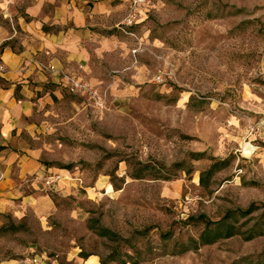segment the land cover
<instances>
[{"label":"rangeland","instance_id":"rangeland-1","mask_svg":"<svg viewBox=\"0 0 264 264\" xmlns=\"http://www.w3.org/2000/svg\"><path fill=\"white\" fill-rule=\"evenodd\" d=\"M32 1L0 0V29ZM131 3L123 55L82 80L105 105L36 108L43 165L78 180L46 221L5 216L0 264H264V0H143L114 27Z\"/></svg>","mask_w":264,"mask_h":264},{"label":"crops","instance_id":"crops-1","mask_svg":"<svg viewBox=\"0 0 264 264\" xmlns=\"http://www.w3.org/2000/svg\"><path fill=\"white\" fill-rule=\"evenodd\" d=\"M126 5L127 0H33L23 15L14 18L8 11L10 25L0 29V228L6 215L19 222L33 213L46 221V191L72 193L76 177L43 165L36 108L62 99L71 79H104L96 74L104 72L108 51L121 56L124 46L122 37L106 30L113 13ZM66 261L99 264L96 255L70 253Z\"/></svg>","mask_w":264,"mask_h":264},{"label":"built area","instance_id":"built-area-1","mask_svg":"<svg viewBox=\"0 0 264 264\" xmlns=\"http://www.w3.org/2000/svg\"><path fill=\"white\" fill-rule=\"evenodd\" d=\"M143 0H132V3L130 5L131 12L126 16L123 22L119 24L123 25L124 27L127 26H132L135 21L137 20V3L141 2ZM133 5V6H132ZM121 30L123 31V27H121ZM138 49L134 48L131 50V53L135 56L137 53ZM3 70L2 66L0 65V72ZM69 84L72 89L82 92L88 96L90 101L92 102V105L97 108H101L105 105L106 103V93L102 92L101 90L91 86L90 84L86 83L85 81H82L81 79H71L69 80ZM263 123V122H262ZM1 177V176H0ZM53 179L54 177L50 178ZM56 179V178H55ZM44 262L43 257L40 256H33L32 258H25L21 260V264H42Z\"/></svg>","mask_w":264,"mask_h":264}]
</instances>
